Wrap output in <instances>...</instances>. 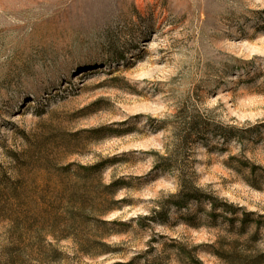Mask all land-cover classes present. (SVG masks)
Returning a JSON list of instances; mask_svg holds the SVG:
<instances>
[{
  "label": "rangeland",
  "instance_id": "1",
  "mask_svg": "<svg viewBox=\"0 0 264 264\" xmlns=\"http://www.w3.org/2000/svg\"><path fill=\"white\" fill-rule=\"evenodd\" d=\"M258 253L264 0H0V264Z\"/></svg>",
  "mask_w": 264,
  "mask_h": 264
},
{
  "label": "trees",
  "instance_id": "2",
  "mask_svg": "<svg viewBox=\"0 0 264 264\" xmlns=\"http://www.w3.org/2000/svg\"><path fill=\"white\" fill-rule=\"evenodd\" d=\"M65 169L66 170H69L70 169V166H67ZM80 169L84 170V172L87 173L86 174V177L87 178H90V175H91L92 171L95 170V168H80ZM76 194H77V192H76ZM194 197H196V196H194ZM76 198H79V197L76 195V196H74V199L75 200H78ZM252 238L253 239H256L257 238V233L253 234L252 235ZM247 264H264V254L258 253L256 255H253V256L248 257Z\"/></svg>",
  "mask_w": 264,
  "mask_h": 264
}]
</instances>
